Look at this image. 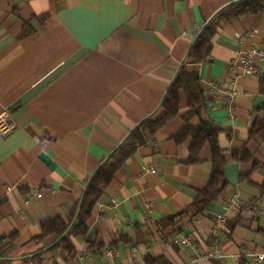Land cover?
<instances>
[{
	"label": "crops",
	"instance_id": "1",
	"mask_svg": "<svg viewBox=\"0 0 264 264\" xmlns=\"http://www.w3.org/2000/svg\"><path fill=\"white\" fill-rule=\"evenodd\" d=\"M239 1L0 0V113L9 110L15 123L0 135V264H145L147 257L163 264H264L256 259L264 253V219L244 213L264 211V131L250 139L264 96L260 79L234 66L240 53L264 46V10L222 23L209 59L187 64L197 32ZM25 28L33 33L23 36ZM256 64L264 73V60ZM184 66L199 73L208 115L220 131L227 192L201 214L193 208L213 158L205 146L198 162L187 164L193 142L173 141L200 125L187 118L182 95L179 116L148 135L104 188L88 234L73 238L75 258L65 261L59 239L42 237V224L62 218L73 225L90 178L143 120L163 116L161 103ZM212 84L237 90L232 112L222 92L217 99L209 94ZM243 152L249 160L233 159ZM32 192L42 197L31 198ZM233 193L244 208L215 233L214 216ZM189 236L192 247L171 244ZM110 248L117 256H108ZM213 251L220 257L206 258Z\"/></svg>",
	"mask_w": 264,
	"mask_h": 264
},
{
	"label": "trees",
	"instance_id": "2",
	"mask_svg": "<svg viewBox=\"0 0 264 264\" xmlns=\"http://www.w3.org/2000/svg\"><path fill=\"white\" fill-rule=\"evenodd\" d=\"M263 10L264 0H241L220 11L196 35L188 52L187 64L197 66L209 59L212 41L222 23L257 15ZM42 19L44 22L46 17H42ZM32 33L30 29L25 28L22 35L27 36ZM260 91L264 96V76L260 79ZM182 95L186 97L190 109L187 118H197L200 125L197 129L186 127L173 137V141L176 144H182L189 139L193 142L190 156L186 161L187 164L197 163L199 155L205 146L210 147L213 158L211 177L206 188L199 193L194 201L193 208L197 214H201L227 192L229 187L225 174L227 159L219 144L220 131L214 127L208 115V100L205 96V91L202 89L199 73L196 68L190 70L187 66H184L177 73L161 103L163 116L156 120L151 118L143 120L129 133L125 141L90 178L81 202L72 212V216L75 219L73 225L70 227L62 218H54L42 224V237L56 236L59 239L56 248L61 249L65 261L70 262L75 258L77 250L73 238L88 234L87 221L92 217L95 207L103 195L104 188L111 184L116 173L128 159L140 147L147 144L148 135L154 136L167 123L179 116ZM260 111L262 114L257 117L250 130V139H255L264 131V104L260 108ZM233 159L247 161L250 159V156L243 152L241 154H234ZM163 263V258L161 257L145 258V264Z\"/></svg>",
	"mask_w": 264,
	"mask_h": 264
},
{
	"label": "built area",
	"instance_id": "3",
	"mask_svg": "<svg viewBox=\"0 0 264 264\" xmlns=\"http://www.w3.org/2000/svg\"><path fill=\"white\" fill-rule=\"evenodd\" d=\"M199 32H197L198 34ZM196 34V35H197ZM255 32H250V34H240L236 37L238 42L247 38V35L253 36ZM195 35V37H196ZM256 59L264 60V46L261 47H253L245 53H240L239 57L234 63V66L239 68L241 73L246 76H251L254 78L261 79L264 76L262 70L257 66ZM222 92L224 94V103L226 105V109L229 112H232L235 100L238 96V92L234 87H227L221 90V86L219 84H212L209 86V94L212 95V98H216V93ZM15 128V123L11 117V113L9 110L5 109L0 113V135L6 136ZM43 147L48 145L47 141L43 142ZM147 173H155L154 169L144 168ZM9 191L11 188L8 189ZM31 198L40 199L42 197L41 192H32L30 194ZM31 203L30 200H26L24 205H29ZM113 205H116V201H112ZM245 203L239 194L233 193L229 194L223 204V211L221 213H216L215 218V233H219L220 229L227 224L230 218V214H238L241 209L244 208ZM244 213L250 219L262 218L264 219V211L259 208H245ZM151 221H146V224H150ZM171 244L174 246H184V247H192L195 244V239L191 236L185 238H175L171 240ZM107 254L110 257L117 256L116 248H110L107 250ZM220 255L218 251H213L207 254L206 258L214 259L218 258ZM256 259L259 262L264 261V253H259L256 255ZM90 264V263H87ZM110 264H116L114 262ZM238 264H241L238 262Z\"/></svg>",
	"mask_w": 264,
	"mask_h": 264
},
{
	"label": "water",
	"instance_id": "4",
	"mask_svg": "<svg viewBox=\"0 0 264 264\" xmlns=\"http://www.w3.org/2000/svg\"><path fill=\"white\" fill-rule=\"evenodd\" d=\"M211 61V60H210ZM40 158L44 161V162H46V163H49L50 162V158H49V156L46 154V153H44V152H42L41 154H40Z\"/></svg>",
	"mask_w": 264,
	"mask_h": 264
}]
</instances>
